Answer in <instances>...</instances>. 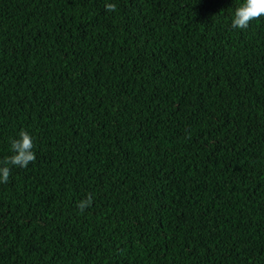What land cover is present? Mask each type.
<instances>
[{
    "label": "trees",
    "instance_id": "1",
    "mask_svg": "<svg viewBox=\"0 0 264 264\" xmlns=\"http://www.w3.org/2000/svg\"><path fill=\"white\" fill-rule=\"evenodd\" d=\"M243 2L0 0V161L21 130L36 155L0 184V264H264V17L232 29Z\"/></svg>",
    "mask_w": 264,
    "mask_h": 264
},
{
    "label": "clouds",
    "instance_id": "2",
    "mask_svg": "<svg viewBox=\"0 0 264 264\" xmlns=\"http://www.w3.org/2000/svg\"><path fill=\"white\" fill-rule=\"evenodd\" d=\"M116 9L115 3L105 4L106 12H115ZM261 17H264V0H244L235 10L231 28L247 29L253 20H259ZM18 137L10 139V150L13 154L0 161V184L9 182L12 167L27 168L30 163H34L36 160V155L33 151V138L30 133L26 130H21ZM92 204L93 194L88 193L85 199L77 203L76 207L80 214H83Z\"/></svg>",
    "mask_w": 264,
    "mask_h": 264
}]
</instances>
